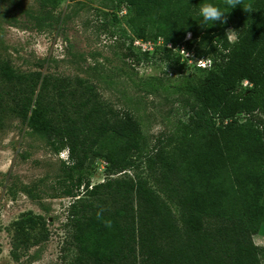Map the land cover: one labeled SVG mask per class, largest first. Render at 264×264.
Returning <instances> with one entry per match:
<instances>
[{"label":"trees","instance_id":"16d2710c","mask_svg":"<svg viewBox=\"0 0 264 264\" xmlns=\"http://www.w3.org/2000/svg\"><path fill=\"white\" fill-rule=\"evenodd\" d=\"M34 1L29 15L42 29L57 0ZM203 3L237 21L233 41L228 21L203 22ZM99 4L104 29L129 40L123 59L139 62L164 52L170 69L192 71L174 85L182 114L150 137L132 108L116 109L103 99L98 82L76 77L72 85L69 78L41 72L42 63L20 72L0 59V79L13 84L5 106L12 120L53 153L67 150L60 169L62 195L70 198L62 250L72 247L75 254L69 261L62 256L63 263L264 264V249L252 240L264 224V0H242L232 9L225 0ZM118 13L128 15L120 30ZM136 39L162 43L138 53ZM181 46L193 57H209L212 66L188 65ZM100 66L94 64L92 75L105 82ZM161 85L160 78H150L147 94ZM97 157L108 163L106 179L91 186L90 162ZM28 221L14 224V261L48 240L42 216Z\"/></svg>","mask_w":264,"mask_h":264},{"label":"rangeland","instance_id":"374dc122","mask_svg":"<svg viewBox=\"0 0 264 264\" xmlns=\"http://www.w3.org/2000/svg\"><path fill=\"white\" fill-rule=\"evenodd\" d=\"M99 1L57 0L52 19L38 29L29 15L36 7L34 0H0V59L10 60L20 72L34 71L42 63L41 72L69 78L72 85L76 77L98 82L103 99L116 109L132 108L146 134L155 136L182 114L174 85L182 83L183 76L192 70L184 68L179 73L170 69L164 52L139 62L123 59L129 40L118 32L111 36L104 29ZM127 16L117 14L120 24L116 29L125 28ZM227 21V36L233 41L239 31L237 21ZM128 36L133 35L127 31ZM136 40L139 45H135V52H152V47ZM96 63L101 65L99 74L105 76V82L93 78ZM153 77L161 79L162 87L147 94L151 90L147 82ZM165 87L169 88L167 92H163ZM26 88L30 92L31 88ZM12 94L13 84L0 79V118L4 125L0 130V264H64L62 256L69 261L75 254L72 247L62 250L67 235L63 227L65 209L70 198L62 195L60 169L68 161L67 153H53L18 120H12L5 108ZM36 94L35 88L32 102ZM107 166L102 157L90 162L91 186L104 182ZM37 216L45 220L48 240L30 247L14 261L10 255L14 224ZM39 231L40 227L35 226L33 234ZM252 240L264 249V224Z\"/></svg>","mask_w":264,"mask_h":264},{"label":"clouds","instance_id":"9594fccd","mask_svg":"<svg viewBox=\"0 0 264 264\" xmlns=\"http://www.w3.org/2000/svg\"><path fill=\"white\" fill-rule=\"evenodd\" d=\"M226 4L232 8L236 7L238 4L241 5L242 0H225ZM246 10V9H245ZM199 13L202 17V20L205 24H208V22H211L208 24V26L213 25L215 22H220V23H226L227 17L226 13L221 11L219 6L213 4V3H203L200 6ZM191 34L188 33V37L190 38ZM186 52V51H185ZM187 53V52H186ZM188 54V53H187ZM205 58L200 59L201 60V66L204 67H211L212 61L208 60L207 63H204ZM181 62H183L181 60ZM167 69V66H166ZM67 150H64V152ZM63 152H60L58 154H61ZM67 160H68V154H66ZM108 226H110V222H108Z\"/></svg>","mask_w":264,"mask_h":264},{"label":"built area","instance_id":"2783aa9c","mask_svg":"<svg viewBox=\"0 0 264 264\" xmlns=\"http://www.w3.org/2000/svg\"><path fill=\"white\" fill-rule=\"evenodd\" d=\"M161 41L158 39L156 42H155V44H151V43H144V44H147L146 46H148V47H152V48H154L153 46L154 45H161ZM134 45H139V42L137 41V40H135L134 41ZM168 48H171V45L170 44H167L166 45ZM187 52V51H186ZM185 52V49H184V47L183 46H181L180 48H179V54L183 57V58H185L186 60H187V64L188 65H191V66H194V67H196V68H210V67H204V66H201V60L200 59H202V58H205L204 59V63H207V61L208 60H211L209 57H200V58H198V57H193L190 53H186ZM182 60V59H181ZM211 66H212V64H211ZM243 85L245 86V85H247V82L245 81V82H243Z\"/></svg>","mask_w":264,"mask_h":264}]
</instances>
